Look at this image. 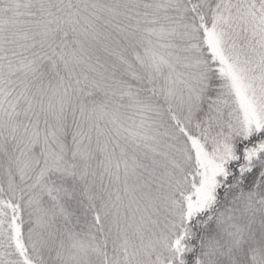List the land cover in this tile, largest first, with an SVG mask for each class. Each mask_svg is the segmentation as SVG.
<instances>
[{
    "label": "snow or ice",
    "instance_id": "1",
    "mask_svg": "<svg viewBox=\"0 0 264 264\" xmlns=\"http://www.w3.org/2000/svg\"><path fill=\"white\" fill-rule=\"evenodd\" d=\"M0 264H264V0H0Z\"/></svg>",
    "mask_w": 264,
    "mask_h": 264
}]
</instances>
